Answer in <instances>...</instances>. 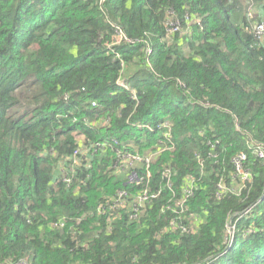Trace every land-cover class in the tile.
<instances>
[{"label":"trees","instance_id":"obj_1","mask_svg":"<svg viewBox=\"0 0 264 264\" xmlns=\"http://www.w3.org/2000/svg\"><path fill=\"white\" fill-rule=\"evenodd\" d=\"M256 1L0 0V264H264Z\"/></svg>","mask_w":264,"mask_h":264},{"label":"rangeland","instance_id":"obj_2","mask_svg":"<svg viewBox=\"0 0 264 264\" xmlns=\"http://www.w3.org/2000/svg\"><path fill=\"white\" fill-rule=\"evenodd\" d=\"M257 1H263L262 2V4H264V0H257ZM255 2L252 6H251V8H250V10H249V12H248V18H249V22H250V26H251V28L253 29H255L256 27H258V26H260V25H262V24H264V13L262 12L263 11V9H262V7H260L259 6V3L258 2ZM260 20H262V22H260V23H258ZM258 21V22H257ZM255 23H258V24H255ZM180 28V27H179ZM178 28V29H179ZM187 31H188V29H186L185 31H184V34H186L187 35ZM176 32V31H175ZM182 34V33H181ZM261 37H263L264 38V36H261ZM124 79H122L120 82H119V84H122V85H124L125 83H124ZM127 86V85H126ZM99 106H93L92 105V108H94V109H96V108H98ZM106 116H102L101 118H100V125L101 124H105L106 123V121H107V123H108V120H109V118H108V120L106 119ZM76 138L77 139H79L80 140V137L79 136H76ZM113 151V150H112ZM115 152V154L116 155H118L119 153L118 152H116V151H114ZM79 153H80V151L78 152V154L77 155H75V157H74V160L76 161V160H78V158H79ZM121 156V158L123 159V160H126L127 161V163H130V162H128V160L126 159V157H127V155H124L125 156V158L122 156V154L120 155ZM142 157H144L143 155H142ZM128 165H130V164H128ZM132 165V164H131ZM127 178V182L129 183V185L130 184H132V183H134L135 181V179L133 178V177H130L129 178V176L128 177H126ZM137 179V178H136ZM138 181V180H137ZM127 183V184H128ZM234 239V229L232 228L231 230H230V232H229V240H230V244H231V240H233Z\"/></svg>","mask_w":264,"mask_h":264},{"label":"built area","instance_id":"obj_3","mask_svg":"<svg viewBox=\"0 0 264 264\" xmlns=\"http://www.w3.org/2000/svg\"><path fill=\"white\" fill-rule=\"evenodd\" d=\"M175 30V29H174ZM253 31L255 32V34L258 36V38H260V39H263V37H261V36H264V24H262V25H260V26H258V27H256L255 29L253 28ZM120 82V81H119ZM120 86H123L124 88H127V86L126 85H122V84H119ZM93 106H98V104H96V103H93L92 104ZM256 153L258 154V156H259V158H261V159H264V148H262V147H258L257 149H256ZM78 154V153H77ZM76 154V155H77ZM121 155V154H120ZM119 155V157H120V159H122L121 158V156ZM124 155H127V157H126V159L128 160V162H130V163H127V161L126 160H123L122 159V161L125 163V164H132V166H134V165H137V163H143V164H145L147 167H149L150 166V160H151V157H148V158H145V157H147V156H144V157H142L141 155H139V154H135V155H130V154H122V156L125 158V156ZM245 158L244 157H242V159H240L241 161H243ZM123 166L121 165L120 166V168H122ZM238 171H240V166H238ZM242 175H244V180H247L248 179V174H245V173H241ZM130 177H133L135 180V182H138V183H140V179L135 175V174H132V175H130L129 176V178ZM137 178V179H136ZM138 180V181H137ZM121 194V196H123L125 193H120Z\"/></svg>","mask_w":264,"mask_h":264}]
</instances>
